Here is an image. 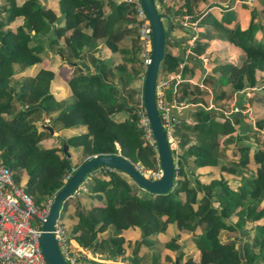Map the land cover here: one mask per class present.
<instances>
[{
  "label": "trees",
  "instance_id": "obj_1",
  "mask_svg": "<svg viewBox=\"0 0 264 264\" xmlns=\"http://www.w3.org/2000/svg\"><path fill=\"white\" fill-rule=\"evenodd\" d=\"M198 1L180 0L172 8L162 1L167 15L191 14L196 22L195 54L189 59H197L216 36H224L243 53L240 61L228 64L227 74L208 78L220 85L214 106L194 108L189 132L176 123L179 167L173 186L165 193L152 192L124 172L98 165L86 174L82 189L69 197L72 200L65 201L64 206L72 202L74 216L66 229L82 246L111 255L125 251L123 230H138L141 245L152 243L150 233L167 234L164 246L180 248L175 256L178 264H264V138L260 136L264 135V129L260 133L264 117L256 119L257 128L236 130L230 122L235 119L223 108H215L237 90L250 89V103L264 101V0L252 1L247 25L242 28L234 10L228 13L227 5L224 11L228 16L222 13L221 19L209 9L215 4L211 0H203L209 1L208 9L195 13ZM57 3V8H51L39 0H0V81L8 84L0 87V162L10 169L16 182L23 183L38 207L53 199L74 169L96 153L118 152L135 164L140 161L143 167L159 165L155 141L145 138L139 124L141 96L136 97L132 87L146 68L135 5L124 0ZM19 19V24H11ZM57 19L59 25L54 24ZM232 20L235 22L228 26ZM98 39L119 55L117 62L100 53ZM164 50L159 73L187 74L191 63L180 69L179 54ZM45 59L48 63L52 60L57 70L65 65L71 68L66 80L60 82L65 91L58 86L56 71L49 64L33 75L24 73ZM81 61L90 68L83 67ZM192 76L177 83L171 79L165 98L181 95L186 102L210 105L203 98L207 78L199 85L190 81ZM258 80L261 91L255 89ZM119 114L126 117L120 119ZM47 125L61 134L68 130L75 133L56 136L58 145L52 142ZM253 140L258 146L252 154L257 165L251 168ZM64 141L69 151H77L74 159L63 151ZM226 146L232 147L229 161L233 164L220 156ZM193 165L215 166L218 172L200 174ZM168 226L174 228L173 234ZM182 230L190 234L179 242ZM187 242L194 243L199 254L195 257L189 252L182 262ZM240 242L243 258L238 250ZM166 259L174 264L172 257ZM153 264H157L156 257Z\"/></svg>",
  "mask_w": 264,
  "mask_h": 264
},
{
  "label": "built area",
  "instance_id": "obj_2",
  "mask_svg": "<svg viewBox=\"0 0 264 264\" xmlns=\"http://www.w3.org/2000/svg\"><path fill=\"white\" fill-rule=\"evenodd\" d=\"M124 1L135 5L137 17L136 24L139 38L141 39V56L144 66L146 67L150 60L151 50L150 23L141 6L140 0ZM162 1L167 5L169 1L161 0V4H158L159 10L166 14V7L162 4ZM172 17L181 27L195 28L190 32V36L186 42L187 45L184 47L185 57L189 58L190 55L195 54L193 50L195 46V34L193 32L196 30V22L193 20L191 14L172 15ZM166 18L171 26L172 21L170 20V16L167 15ZM204 60L206 59L204 58ZM181 66L182 63L180 64V67ZM171 79H175L177 83L182 80V76L180 72L168 75L158 72L156 98L158 111L169 146L174 151H177L178 147H176L177 145L175 146L174 143V141L177 142V137L174 135V126L178 123L179 118L170 114L169 107L166 105L169 100L164 96L165 89ZM175 89L176 86H174L173 90ZM172 100L174 101V105L178 108L187 104L186 101L178 100L174 97ZM142 106L141 104L139 105V117L147 135L150 137L149 141L153 142L154 138L145 109ZM176 151L175 154L177 153ZM174 167L178 170L179 164L176 159L174 160ZM142 171L145 172L144 170ZM159 174L160 167H158V171L153 174V177H158ZM81 185L74 194L80 191L79 188ZM51 202L52 199L48 198L41 207H38L32 195L25 189L23 183L16 182L10 169L0 162V264H49L40 248L39 237L41 234L42 220L47 216ZM54 234L57 244L68 264H111L110 261L100 258L101 256L98 251L86 249L80 243L79 245L76 242L74 243L73 238L68 234L66 226L60 222L59 217L54 223ZM93 260L95 262H93Z\"/></svg>",
  "mask_w": 264,
  "mask_h": 264
},
{
  "label": "water",
  "instance_id": "obj_3",
  "mask_svg": "<svg viewBox=\"0 0 264 264\" xmlns=\"http://www.w3.org/2000/svg\"><path fill=\"white\" fill-rule=\"evenodd\" d=\"M140 3L151 27L150 60L145 68L142 80L141 101L156 144L160 174L158 177L148 176L138 167L137 164L133 163L126 156H123L118 152H101L88 156L86 160L74 169V171L65 179L64 184L55 192L48 214L42 220L39 245L49 264H68L57 244L54 234V223L59 216L62 206L64 207L65 201L74 195V192L78 189L83 179L86 177V174L92 168L98 165L115 168L127 174L142 188L152 192L165 193L173 186L177 172L174 167L175 151L169 146L160 113L158 111L156 98V81L165 51V40L169 35L168 29L170 23L165 25L167 15L159 10L157 0H140ZM178 54L179 57L183 59L185 56L184 49L180 48ZM189 60L192 63H197V60L194 58H190ZM80 64L83 67L90 68V66L84 61H81ZM202 79L203 75L199 78L198 83H201ZM7 86V82L0 81V87ZM173 102V100H170L166 103L169 107L170 114L179 119L187 118L191 106H184L180 110ZM46 127L50 130L51 134L54 133L52 127L49 125ZM62 149L64 152L66 151L70 154L67 151L68 143L66 141L63 142ZM140 243L141 238L136 244L134 253L138 251ZM238 250L240 257L243 258L242 242L239 243ZM175 264H178L177 259L175 260Z\"/></svg>",
  "mask_w": 264,
  "mask_h": 264
},
{
  "label": "crops",
  "instance_id": "obj_4",
  "mask_svg": "<svg viewBox=\"0 0 264 264\" xmlns=\"http://www.w3.org/2000/svg\"><path fill=\"white\" fill-rule=\"evenodd\" d=\"M160 1L161 0H157V3L158 4L159 3L161 4ZM211 1H214L215 4L212 5L211 7H209V9L214 13V15L218 19H221L222 13L225 14V11H224L225 8H224V6H226V5L230 8L229 11H228V13L232 9V10H234V15L236 16V19L239 18V16H238L239 15L238 14V9H237V5H236L237 0L236 1L235 0H227L224 3L221 0H211ZM239 1L241 2V4L242 3H245L246 4L247 7L243 8V9L245 10V14H247L249 12L250 5L252 4V0H239ZM179 2H180V0H169V4H168L169 6L168 7L172 8V6H170V5H173L174 6V5H177ZM208 3H209V1H203V0L198 1L197 5L195 7L197 9V10H195V13L200 14L202 11H205L206 9H208V6H207ZM218 4H220V5H218ZM176 15H181V14H176ZM225 15H227V14H225ZM233 22H235V21L232 20L229 23L225 22V24L227 23L228 26H231ZM247 22H248V19H246V21H244V23H240L239 22V26L241 25V28L242 27H245L247 25ZM167 23H169L168 20H167ZM198 25H199V23H198ZM175 27L181 28V30H182V32H184V34L181 35L180 37L174 36V34L172 33L171 29H174ZM168 30H169V36L171 37V41L173 43L170 46V49L169 50L172 51L173 53H175V52L178 53V50L180 48L184 49V47L182 46L183 44L186 47V45H187L186 42H187V40H188V38L190 36V32H192L193 29L181 27V25L179 23H176V26L175 25L174 26H172V25L169 26V29ZM225 42L226 43L229 42L230 44H232L235 47V50H236L237 47L240 48V50H242L241 47H239L238 45L233 44L228 39H225L224 36H216V37H214L213 39H211L209 41L206 49L203 52H201L200 54L197 55V57H198L196 59L197 60V63H193V65L191 67V71L192 72H188V73H191L193 75L190 78V81L191 82H194V83L196 82L199 85H202V82L201 83H198V80L201 77V75H203L202 81L204 80V77L207 78L208 84L207 85H204L203 84V88L206 90V93L203 94V98L205 99V101L207 103H208V100H209V103L212 104V105L211 104L209 105L210 107H213L214 106V97L219 92L218 87L220 88V85H218L216 82L212 83V81L209 80L208 78H210V76H213V77H215V78L218 79V77L221 74V72L219 73L217 71L218 69L216 70V66L218 67V64H214L211 61L210 55H208V53H210L212 51H216L217 50V47L219 45H221L222 43H225ZM97 48L99 49L100 53L104 54L105 57H108V56L111 57L112 56L111 58L115 62H117L120 59L119 58V55L117 53H113V55H110V51L108 50V48L106 46L103 45V43H102V45L97 46ZM204 58L206 60H204ZM181 60L182 61L180 62V64L182 63V66L180 67V64H179V68L180 69H182L184 67V65H186L187 63H192L189 60V58H187L185 56ZM225 62L237 63L234 60H227ZM67 66L68 65H65L61 69H58L57 70L56 69V65H54L55 71L57 70L56 71V74H55L56 75V80L58 78L61 79V77H60L61 70L64 69V68H66ZM171 73H175V72H170V73H167L165 75H168V74H171ZM180 74H181V76H182L183 79H186L187 78V75L188 74H186V71L180 72ZM226 74H227V72H226ZM66 78L64 80H66ZM55 85L57 86V84H55ZM238 92H240L238 94V96H234L233 99H232V101H234V103H232V101H231L229 103V105H215V108H223V110L228 109L227 110L229 112L228 115L231 116L232 118H234L235 121L239 123V126H235L236 130H239V129L242 130L244 126H248L247 125V122L244 121V120L247 119V114L246 113H243L245 111L242 109L243 108L242 106H244V105L246 106L250 102V98L249 97H250L251 94L248 93L245 90H240ZM180 97H181V95H179L178 98H176V99L181 100ZM208 97L210 99H208ZM172 98H173V94H172ZM183 99H184V101H186V97H183ZM238 101H239V103H238ZM187 105L191 106V109L189 110L188 116H187L186 119H188L192 115L195 106H203L204 108H209V107H206L207 105H204L202 103H197L196 104V103L187 102V104L184 105V106H187ZM235 106H237V107L240 108L239 112H233L232 111V109ZM181 108H179V109L181 110ZM116 115H114V118H115ZM121 116H123V114H121ZM236 117H237V119H236ZM121 118H123V117H121ZM191 122H193V121H191ZM179 124H180V122H179ZM73 131L68 130L67 132H73ZM193 169H194V171H196V172H198L200 174L201 173L205 174V173H207L209 171H213L215 173L218 172V169L215 166L195 167L193 165ZM67 211L68 212H71L72 210L67 208ZM72 217H73V222H74L73 211H72V215L69 216V219H71ZM73 222H71V223H73ZM122 235L125 238V242H124L125 251L122 252V253H119L117 255H111L107 251L98 250V249H95L93 247L92 248L91 247H85V248L86 249H94V250L98 251V253L101 256L100 258L110 261L111 264H147L149 262L151 264H153L152 261H153V259H154L155 256L153 255V257H151L152 254H155L156 255L157 264H164L166 261H168L165 258L167 256H170L173 259H175V256L176 255L173 254V252H172V250L170 248L159 245V247L156 249L153 246L155 244H152V243L151 244H149V243H143L142 245L140 243V246H139L138 251L136 253H134V250H135V247H136L135 242H136L137 239L138 240L140 239L138 231H135V230H123L122 231ZM73 240H74V243L76 242L79 245V242H77L74 238H73ZM138 240H137V242H138ZM77 244H76V246H77ZM193 244L194 243H190V242L185 243V250H186L187 253L188 252H193L194 255H195V257H198L199 251L196 248V246H194ZM131 255H134V256L132 257ZM93 262H95V261L93 260ZM167 264H171V262L168 261Z\"/></svg>",
  "mask_w": 264,
  "mask_h": 264
},
{
  "label": "rangeland",
  "instance_id": "obj_5",
  "mask_svg": "<svg viewBox=\"0 0 264 264\" xmlns=\"http://www.w3.org/2000/svg\"><path fill=\"white\" fill-rule=\"evenodd\" d=\"M22 0H17V2H21ZM40 1V3H42V5H47L48 7H51V8H57V2H58V0H39ZM223 3L224 2H226L227 0H221ZM236 1V0H235ZM253 1V0H252ZM259 5H261L262 6V3H258ZM236 5H237V9H238V16H239V18H238V21L240 22V23H244V21H246V19H248V17H249V12L247 13V14H245V10L243 9V8H245V7H247L246 6V4L245 3H242L241 4V2L239 1V0H237V3H236ZM170 6H173V5H170ZM170 12V11H169ZM170 16V20L172 21V26H176V23H175V21H174V19H173V17H172V15H169ZM179 17V16H178ZM21 22V19H19V20H16L15 22H11V24L12 25H17V24H19ZM61 22H59V19H57V21H54V24L55 25H59ZM165 25H167V20H165ZM240 28H241V25L239 26ZM192 29H195V28H192ZM171 31H172V33L174 34V36H176V37H180L181 35H183L184 34V32H182V30H181V28H179V27H175L174 29H171ZM43 42H44V44L45 45H47V40L45 39V37H43ZM102 40H99L98 39V46L99 45H102ZM173 43H172V41H171V39H169L168 38V36L166 37V40H165V49H170V46L172 45ZM103 45L105 46V44L103 43ZM183 47H185V45L183 44L182 45ZM108 48V47H107ZM108 50L110 51V55H113V53L114 52H112L109 48H108ZM242 50H240V48H236V50H235V47L232 45V44H230L229 42H225V43H222L221 45H219L218 47H217V50L216 51H212V52H210V53H208V55H210V58H211V61L214 63V64H218V66L220 67L217 71L220 73L221 72V76H224L225 74H226V71H227V69H228V64L229 63H232V62H225V61H227V60H234L235 62H238V61H240L241 59H242ZM112 57V56H111ZM86 58H88V56L86 55ZM48 64H49V67L51 68V69H54L55 70V68H54V65L52 66V60L50 61V63H48V60L47 59H45L44 61H41V62H39V63H37V64H35L34 66H31V67H29V68H27V69H25L24 70V73L25 74H27V75H33L37 70H38V68L39 67H41L42 65L45 67V66H48ZM192 65H193V63H191L190 65H188L187 66V69H188V72H190V70H191V67H192ZM45 68H47V67H45ZM70 67L69 66H67L66 68H64V69H62L61 70V73H60V77H61V79L60 78H58L57 79V83L59 84L58 86L63 90V91H65V89L63 88V86H62V84H60V82L61 81H63L68 75H69V73H70ZM57 71V70H56ZM258 71H260V70H258ZM187 72V74L188 75H192L191 73H188ZM260 73H262L263 74V71H260ZM140 75H141V77L140 78H138V80L137 81H134L133 83H132V87H134V89L136 90V92H135V96L136 97H140L141 96V91H140V88H141V84H142V80H143V78H142V76H144L143 75V71H142V73H140ZM259 75L260 74H257V76H258V78H259ZM63 79V80H62ZM259 82H257L256 83V86H255V89L257 88V90H259V91H261V88H260V86H261V84H262V82H260L261 80H258ZM226 87L227 88H229L230 87V83H227V85H226ZM174 92H175V90H173ZM238 91H240V90H237L235 93H234V95H233V97L234 96H238V94L240 93V92H238ZM245 91H247L248 93H250L251 95H253V92L250 90V89H246ZM245 94V93H244ZM233 97L232 98H224V100L222 101V103H224V105H229V103L232 101V99H233ZM208 99H210L209 97H208ZM172 100V99H171ZM170 101V100H169ZM183 101H184V99H183ZM208 102H209V100H208ZM232 103H234V101H232ZM238 103H239V101H238ZM208 104H211V103H208ZM196 107H198V106H195V108ZM199 107H202V106H199ZM206 107H209L210 108V106L209 105H207ZM243 108V110L245 111V112H243V113H246L247 114V119L246 120H244V121H246L247 122V125L248 126H250V127H252V128H257V126H256V119H260V118H262V117H264V101H262V100H257V101H253V102H249L246 106L244 105V106H242ZM226 109V108H225ZM228 109H226L225 111H226V113L227 114H229V112L227 111ZM239 110H240V108L239 107H237V106H235L234 108H233V112H239ZM231 113V112H230ZM240 114V113H239ZM118 116H120V114L118 115ZM121 117H123V118H125L126 117V115L124 116H120V118ZM195 119V116L192 114L188 119H179V121H181L180 123H181V130H186L187 132H189L190 131V128L188 127V125L190 124L189 122H191L192 120H194ZM179 121H178V123H179ZM220 123L222 122V120H218ZM230 122H231V124L233 125V126H239V123L238 122H236L235 120H230ZM238 123V124H237ZM139 124L141 125V127H142V131H143V133H144V136H145V138L148 140H150V137H149V135H147V133H146V130L144 129V127H143V124H142V122H141V120H140V117H139ZM264 129V121H263V123L261 124V128H260V133H261V131ZM174 130H175V132H176V127L174 126ZM73 133H75L74 131L73 132H65V133H63V134H61V132H57V131H54V133H52V142H56V143H58L57 142V137L56 136H59V135H62V136H65V137H68L70 134H73ZM261 136V138L263 139L264 138V135H260ZM192 138H193V141H196V139H197V137H196V133H194L193 135H192ZM251 142V141H250ZM174 143H175V146L176 147H179V143H178V138H177V142L176 141H174ZM58 145H60L59 143H58ZM118 145V144H117ZM251 146H252V149L250 150V157H251V160L249 161L250 162V164H251V168H254L257 164H256V162H254L253 161V159H252V154H253V152L258 148V146H257V143L253 140L252 141V143H251ZM231 150H232V147H230V146H226L221 152H220V156H225V157H227V162L229 163V164H233L234 162L233 161H229V160H231L232 159V156H231ZM68 152L70 153L69 154V156L71 155V157H73V159L76 157V154H77V151L74 149V148H72V149H70V151H69V149H68ZM235 160L237 159V158H234ZM237 161V160H236ZM136 164L138 165V167L139 168H141L142 170H144L145 171V173L148 175V176H152L153 177V174L155 173V172H157L158 171V168H149V167H143V164L140 162V161H138V162H136ZM208 166H211V165H208ZM158 167H159V165H158ZM191 168H192V165H191ZM201 174H203V173H201ZM26 177V176H25ZM22 178V181L23 182H25V180H26V178ZM236 180L233 182L235 185H236V183H237V180L239 179V176H236V178H235ZM82 189V185H81V187L79 188V190H81ZM83 196V195H82ZM84 199V198H83ZM68 200L69 201H71L72 199L71 198H68ZM37 205H39V204H37ZM67 208L68 209H71L72 211H73V206H72V202H68V205H66V206H62V208H61V210H60V212H59V219H60V222L64 225V226H67L68 224H70L71 222H73V217L71 218V219H69V216H71L72 215V211L71 212H68L67 211ZM69 220V221H68ZM72 220V221H71ZM173 227L172 226H168V230H169V232L171 233V234H173L174 232H172L173 231ZM136 231H138V230H136ZM132 233V232H131ZM138 233H140V232H138ZM182 235H181V237H180V239H178V241L180 242V241H182L188 234H190V233H188V232H186V231H183L182 230ZM148 239L152 242V243H154L155 245H153L154 246V248H158L159 247V245H161V246H164V242L166 241V239H168V237H167V234H165V233H158V234H153V233H150L149 235H148ZM158 242V243H157ZM182 243V242H181ZM183 244V243H182ZM195 246V245H194ZM165 247V246H164ZM187 247V246H186ZM180 249V248H179ZM179 249H178V251H179ZM172 250V249H171ZM199 251V250H198ZM172 252H173V254L174 255H176L177 254V250H172ZM188 254H189V252L187 253V252H185L184 254H183V256L181 257V260H182V262H184L186 259H187V257H188ZM153 255L156 257V255L155 254H152V256L151 257H153ZM132 257L134 256V255H131ZM130 258V257H129ZM166 258V257H165ZM154 260V259H153ZM174 260H176V259H174ZM167 262L168 261H166L164 264H167ZM152 263H153V261H152ZM147 264H151L150 262L149 263H147ZM174 264H175V261H174Z\"/></svg>",
  "mask_w": 264,
  "mask_h": 264
},
{
  "label": "bare ground",
  "instance_id": "obj_6",
  "mask_svg": "<svg viewBox=\"0 0 264 264\" xmlns=\"http://www.w3.org/2000/svg\"><path fill=\"white\" fill-rule=\"evenodd\" d=\"M176 159V156H174V160ZM176 174H177V172H176Z\"/></svg>",
  "mask_w": 264,
  "mask_h": 264
}]
</instances>
